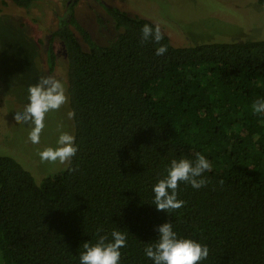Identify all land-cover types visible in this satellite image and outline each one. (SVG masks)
Returning a JSON list of instances; mask_svg holds the SVG:
<instances>
[{
  "label": "trees",
  "instance_id": "obj_1",
  "mask_svg": "<svg viewBox=\"0 0 264 264\" xmlns=\"http://www.w3.org/2000/svg\"><path fill=\"white\" fill-rule=\"evenodd\" d=\"M108 11L119 34L107 46L73 9L58 33L77 155L42 180L0 155V264H79L78 249L100 227L128 231L122 264H152L143 243L169 222L209 246L202 264H264V115L252 110L264 97V41L174 46L160 29L168 50L156 56L160 45L141 40L154 22ZM50 59L54 72L52 49ZM198 153L212 164L207 185L181 184L184 207L157 211L151 188L165 165Z\"/></svg>",
  "mask_w": 264,
  "mask_h": 264
},
{
  "label": "rangeland",
  "instance_id": "obj_2",
  "mask_svg": "<svg viewBox=\"0 0 264 264\" xmlns=\"http://www.w3.org/2000/svg\"><path fill=\"white\" fill-rule=\"evenodd\" d=\"M78 23L100 46H107L119 34L109 9L133 18L154 22L174 46L194 44L264 41V5L256 0H34L20 7L12 0H0V155L14 158L26 169L29 165L38 180L53 175L67 164L41 161L38 152L54 146L57 123L74 134L67 81V48L58 33L71 10ZM85 50L82 36L74 29ZM55 69L50 72V50ZM54 76L66 88L68 103L46 117L41 142L28 139L27 125L14 112L27 104V89L41 77Z\"/></svg>",
  "mask_w": 264,
  "mask_h": 264
},
{
  "label": "clouds",
  "instance_id": "obj_3",
  "mask_svg": "<svg viewBox=\"0 0 264 264\" xmlns=\"http://www.w3.org/2000/svg\"><path fill=\"white\" fill-rule=\"evenodd\" d=\"M163 36L158 26L144 24L141 28L142 42H155L160 45L155 50L156 56H163L167 46L162 45ZM27 104L20 111L14 112L15 119L20 124L27 125L28 139L32 144L41 142L42 133L46 127L48 114L58 112L68 103L65 84L54 76L41 77L38 83L27 89ZM256 115H264V97L258 98L252 105ZM75 111L67 113V119H75ZM63 121L57 123L58 136L54 146H47L38 152L41 161L71 163L79 151L76 136L64 130ZM212 170L210 160L201 153L195 159L185 156L173 158L165 165L164 174L152 185L151 205L157 211L166 212L169 216L181 209L185 201L179 198V186L190 185L194 190H200L207 185L206 173ZM222 183V182H221ZM157 238L150 243H143L144 256L152 264H202L210 255L206 243L196 239L182 237L174 229L173 223H164L156 228ZM128 243V231L120 227L105 232L103 227L96 230L94 240L83 243L78 249L79 264H122L121 249Z\"/></svg>",
  "mask_w": 264,
  "mask_h": 264
}]
</instances>
